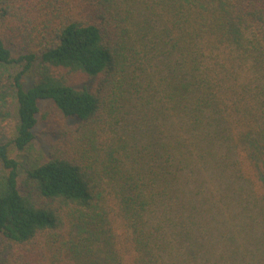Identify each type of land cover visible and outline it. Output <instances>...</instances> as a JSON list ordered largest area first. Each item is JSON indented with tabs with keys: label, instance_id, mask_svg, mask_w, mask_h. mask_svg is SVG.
Segmentation results:
<instances>
[{
	"label": "trees",
	"instance_id": "16d2710c",
	"mask_svg": "<svg viewBox=\"0 0 264 264\" xmlns=\"http://www.w3.org/2000/svg\"><path fill=\"white\" fill-rule=\"evenodd\" d=\"M0 264H264V0H0Z\"/></svg>",
	"mask_w": 264,
	"mask_h": 264
},
{
	"label": "rangeland",
	"instance_id": "374dc122",
	"mask_svg": "<svg viewBox=\"0 0 264 264\" xmlns=\"http://www.w3.org/2000/svg\"><path fill=\"white\" fill-rule=\"evenodd\" d=\"M54 127L55 126L52 125L51 121L50 122L49 121L40 122L36 126V128H35L36 138L33 141L32 146L29 149V156H34V155L40 154L41 148L43 147V143H46V142L48 143V141L51 138H54V137H51L52 136V134H51L52 129L51 128H54ZM21 163H22V168L29 167L28 161H27V156L25 153H24V155L22 154Z\"/></svg>",
	"mask_w": 264,
	"mask_h": 264
}]
</instances>
